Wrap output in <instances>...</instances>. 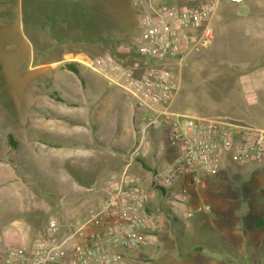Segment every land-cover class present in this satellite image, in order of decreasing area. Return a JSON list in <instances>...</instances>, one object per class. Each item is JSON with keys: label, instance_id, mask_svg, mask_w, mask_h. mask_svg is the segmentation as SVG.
I'll return each instance as SVG.
<instances>
[{"label": "rangeland", "instance_id": "1", "mask_svg": "<svg viewBox=\"0 0 264 264\" xmlns=\"http://www.w3.org/2000/svg\"><path fill=\"white\" fill-rule=\"evenodd\" d=\"M10 1H12L11 5L16 11L18 4H20L19 33L23 43L19 47H15L20 52L18 62L11 61L9 65L0 62V158L4 161L10 158L15 163L19 161L25 163V165L21 164L20 168L24 169L26 177L31 181L37 180V184L40 181V184H43L48 191L57 193L59 199L62 200L63 197L67 196L66 192H69L68 184L73 183L74 189L79 188V185H74L72 178L63 176L65 158L60 154L62 152L56 151L59 147L55 151L48 149L50 151L48 154L44 153V150L39 152L40 158L37 159L39 167H35V164L27 157L31 154L28 148L16 150L19 153L16 155L18 159L13 157V152L7 147L11 146L13 136L23 134L28 137L43 136L47 137L48 140L60 143L78 142L71 137L73 134L65 132L59 123H53L56 125L54 127L45 123L47 116L62 115V117H67V114L60 111L62 109L70 110L71 108V111L67 113L77 116L72 112L76 107L68 103L75 101V96H63L65 101L59 102L51 100L49 95L53 91H58L59 94L68 92L67 87L70 85L58 81L53 83L52 79L46 80L45 76L54 79L62 73L59 72L62 71V65L73 62L79 63V51L89 52L94 55L93 57L110 53L125 66H133L136 60L141 58L138 50L141 30L137 23L136 10L132 0L131 3L129 0ZM80 2L94 5L100 10L97 15L99 17L98 22L85 17H82L80 21ZM132 7L135 12L132 11ZM8 16L10 20L14 16L18 17L16 13H10ZM107 24L113 31L111 36H106ZM81 27L83 28L81 29ZM98 32L103 33L101 37L98 36ZM116 37L126 41H121L119 44L116 42ZM262 37L264 38V31ZM257 39L258 36L255 35L249 37L250 41ZM114 45H117L116 48ZM119 45H121L120 48ZM229 46L228 44L224 45L223 50L229 51L230 48L234 47ZM236 48H243V46L240 44ZM206 52L205 46L202 47L194 53L195 55L192 54L189 57L180 70V91L175 107L181 111L204 116L227 115L243 120H258V123L260 120H264L263 100L260 102L247 100L248 104L243 103L240 98L243 95L238 85V70L244 73L252 68L241 69L240 66H231V63L222 57H213ZM249 64L246 63L245 65L248 66ZM77 69L83 77L94 81V88L101 91L106 89L107 84L99 76L91 73L84 65L79 64ZM174 71L179 72L178 68H175ZM77 79L81 88H92L83 85L79 76ZM74 85L76 84L72 82L71 86ZM17 88L21 91L30 92L32 95L35 92L40 93L42 98L47 99V101L49 99V102L55 107L44 109L37 107V105H27V103L24 105L23 98L25 95H22ZM16 96L20 99L19 109L15 105ZM133 109L136 113V122L140 128L146 123V117L149 114L136 108L134 102ZM27 117L30 118L27 119L26 124L35 120L31 121L30 124L36 123L38 125L23 126L19 120ZM155 128L158 133L156 139L164 146L165 150L158 162L154 158L155 171L147 173L148 181L143 188L150 195H156L157 204L160 208L155 216L156 219H153L156 226L158 219L165 217L164 213L172 207L175 208L176 205L182 207V212L180 209L177 211L181 212L179 214H182L181 217L183 218L185 212L196 203H190L192 195L188 188L186 191L188 201L175 200V197H181L183 194V187L178 188L176 182L165 183L163 175L166 167L178 156L181 147L168 139L167 128L164 125L157 124ZM151 129L149 128L145 134L146 145L140 146V148L142 152L148 150L157 153L154 138L151 136ZM142 136V132L136 136V143L141 144ZM150 142L149 147L147 143ZM224 165L225 167L220 173L215 175L216 179L226 170L231 171L232 175L228 174L227 182L213 192L216 194V198H220L221 206H217V209L220 210L221 214L216 215L211 208L206 213H202L207 216L205 222L199 220L195 222V225H191L189 233L192 235L184 236V240L181 238L179 249L187 255L184 256V253L181 257L177 255L176 246L178 244L176 243L177 240L175 241L169 234L172 230L169 222L167 223V231H165L166 236L159 238V241L156 240L152 244L154 246L157 244V251L160 248L156 254L146 256L142 254V249L128 252L130 258L125 264H264V197L261 192L264 170L260 167L238 165L233 159ZM243 169H248L250 173L252 171L258 172V177L254 179L258 184L255 182L249 184L248 180L243 185L239 179V171ZM255 173L253 175H256ZM3 174L0 171V181L7 179L6 175ZM37 187L42 193L41 189L43 188L40 185ZM54 213V210L48 211L46 216L50 219L52 216L55 217ZM201 217L203 215H197L198 219ZM211 218L214 219L213 223L210 221ZM187 219L190 218L184 220ZM207 224L211 227H207ZM155 230H158V226ZM199 237H203L205 240H200ZM197 245L202 247V251L195 252L196 248L194 249V247ZM162 247L163 249H161Z\"/></svg>", "mask_w": 264, "mask_h": 264}, {"label": "crops", "instance_id": "2", "mask_svg": "<svg viewBox=\"0 0 264 264\" xmlns=\"http://www.w3.org/2000/svg\"><path fill=\"white\" fill-rule=\"evenodd\" d=\"M129 1L131 3V0ZM11 4L12 1L10 0H0V62L7 65L11 61L15 63L19 61L20 52L15 47H19L23 43L19 33L20 4H18L17 11L13 9ZM10 13H16L18 17L14 16L10 20L8 19ZM212 24L214 35L205 45L206 53L213 57L220 56L234 67L240 66L241 69L251 67V70L244 73L238 70V85L243 95H240V98L243 103H248L247 100L254 102L264 101V38L262 37L264 31V0H243L241 2L221 0ZM253 35L258 36V39L250 41L249 37ZM226 44L230 45L229 47H234L230 48L229 51L223 50V46ZM240 44H242L243 48H236ZM93 56L89 52L79 51V58ZM246 63L250 64L246 66ZM67 64L69 63L61 66L62 71L59 72L62 73L58 77L53 79V77L47 78L45 76V79H52L53 83L58 81L62 84L70 85V87H67L68 92L59 94L58 91H53L49 95L51 100L59 102L65 101L63 96H75V101L68 103L76 107L72 112L78 117L67 113L71 111V108L70 110L62 109L60 111L67 114V117H62V115L45 116L47 119L45 123L50 124L51 127L56 126L53 123H59L61 128L65 132L73 134L71 137L78 142L60 143L48 140L47 137L43 136L28 137L23 134L13 136L11 146L9 145L7 148L11 149L13 157L19 155L16 150L28 148L31 154L27 157L35 164V167H39L37 159L40 157L38 153L44 150V153L48 154L59 147L56 151L62 152L60 154L65 158L63 176L72 178L74 185L78 184L79 188L74 189L73 183L68 184L69 192H66L67 196L61 200L57 193L48 191L43 184H40V181L37 184V180L31 181L26 177L24 169L20 168L21 164L25 165V163L20 161L15 163L10 158L4 161L0 158V171L7 178L0 181V260L7 246H28L35 238L42 236L49 219L46 216L48 211L54 210V216L64 224L72 220L73 217H83L91 209L97 207L101 202L102 195L111 188L114 181L125 169H128L136 181L144 187L148 181L147 173L155 171L154 158L158 162L165 150L164 146L157 141L158 133L155 126H153L151 127V136L154 138L157 153H152L148 150L145 152L140 151L139 155L132 160L133 154L139 146V143H136V136L140 133L141 128L138 127L136 122V113L133 109L134 99L121 87L113 84L106 77L92 70L84 63L80 61L75 63L76 69L79 64L84 65L91 73L99 76L107 84L105 90H97L94 88L92 79L83 77L78 69L77 71L72 70L66 66ZM78 76L83 85H88L92 88H81L77 79ZM72 82L76 85L71 86ZM19 91L22 95H25L23 104L37 105V107L44 109L55 107L49 102V99L47 101V99L42 98L39 95L40 93L35 92L32 95L30 92ZM19 100V97L16 96L15 105L18 109ZM29 118H23L19 121L23 126L38 125L36 123L30 124L31 121L35 120H31L26 124ZM244 121L264 127V120H260L259 123L258 120L245 119ZM150 145L151 142L149 147ZM168 158L171 159L170 157ZM243 171L245 172L243 173ZM239 173V179L243 185L248 180L249 184L250 182L258 184L254 180L258 177V172L252 171L250 173L248 169H243ZM254 173L256 175H253ZM221 174L217 179L215 176H206L199 184H188L182 178L176 183L178 188L185 185L190 189L192 195L190 203L209 205L216 215H220V210L217 209V206H221L220 198H216V194L213 192L227 182L228 174L232 175L231 171L228 170ZM37 185L43 188H40L42 193L39 192ZM263 185L264 180L261 189ZM159 209L156 195H150L144 207L145 230L150 244L142 248V254L152 256L159 251L160 248L158 251L156 248L157 244L156 246L152 244L156 240L159 241V238L166 236L167 223L170 222L172 230L169 234L172 235L175 241L177 240V255L181 257L184 253L183 250H179L181 238L184 240V236L192 235V233H189L191 225H195V222L199 220L205 222L207 216L198 213L190 217L189 220H184L186 218H182V214H179L183 208L176 205L175 208L172 207L173 210L169 209V212L166 211L164 213L165 217L163 216V220L158 219L159 225H156L158 230H155L156 226L153 219L157 212L160 211ZM178 209L181 212H178ZM197 215H203V217L198 219ZM210 221L213 223L214 219L211 218ZM207 227H211V225L207 224ZM199 239L205 240L203 237H199ZM198 251L196 250L195 252ZM186 255L184 253V256Z\"/></svg>", "mask_w": 264, "mask_h": 264}, {"label": "built area", "instance_id": "3", "mask_svg": "<svg viewBox=\"0 0 264 264\" xmlns=\"http://www.w3.org/2000/svg\"><path fill=\"white\" fill-rule=\"evenodd\" d=\"M220 2L133 0L141 30V58L133 66H125L110 53L79 58L125 90L135 107L149 114L140 128L143 136L132 160L139 155L140 146L146 145L147 130L157 124L164 125L168 139L180 145V153L163 175L167 184L181 178L199 184L206 176L220 173L231 159L264 170V127L227 115L204 116L175 108L180 70L212 39ZM187 188L184 185L183 194L175 200L188 201ZM261 192L264 197V185ZM149 198V192L125 169L97 207L64 224L51 217L42 236L28 246H7L0 264H125L128 252L149 244L144 215ZM209 209V205L198 204L185 217Z\"/></svg>", "mask_w": 264, "mask_h": 264}, {"label": "trees", "instance_id": "4", "mask_svg": "<svg viewBox=\"0 0 264 264\" xmlns=\"http://www.w3.org/2000/svg\"><path fill=\"white\" fill-rule=\"evenodd\" d=\"M79 5H80V7H79V19H80V21L82 20V17H85V18H89V19H91L92 21H94V22H98L99 21V17H97V15L99 14V12H100V10H98L94 5H91V4H87V3H85V2H80L79 3ZM94 6V7H93ZM134 6V5H133ZM135 8V7H134ZM133 7H132V11L133 12H135L133 9H134ZM136 10V9H135ZM137 13V12H136ZM86 24H87V21H86ZM83 27H81V29H82ZM107 29H106V32H107V35L106 36H111L112 34H113V31H111V29H110V25L109 24H107V27H106ZM84 30H85V28H84ZM103 34V33H102ZM102 34H100V32H98V36H100L101 37V35ZM121 41H126L125 39H120L119 37H116V42L117 43H121ZM116 46L117 45H114V48H116ZM120 46L121 45H119V48H120ZM108 47H110V46H108ZM113 53V52H112ZM141 56V55H140ZM75 63H77V62H73V63H69V64H67L66 66L67 67H69L70 69H72V70H75V71H77V69H76V67H75ZM212 230V229H211ZM211 236H212V234H211ZM217 236V235H216ZM218 237V236H217ZM200 249H202V247L200 246V245H197L196 246V250L198 251V250H200Z\"/></svg>", "mask_w": 264, "mask_h": 264}]
</instances>
